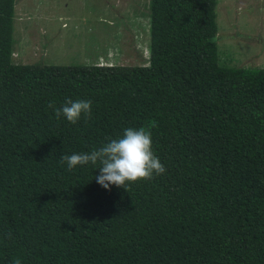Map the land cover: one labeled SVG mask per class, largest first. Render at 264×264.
Instances as JSON below:
<instances>
[{"label":"trees","instance_id":"1","mask_svg":"<svg viewBox=\"0 0 264 264\" xmlns=\"http://www.w3.org/2000/svg\"><path fill=\"white\" fill-rule=\"evenodd\" d=\"M14 3L0 0V264H264V67L221 63L218 0H149L143 65L14 63ZM68 98L91 118L57 119ZM129 127L150 128L164 173L106 190L97 165L60 163Z\"/></svg>","mask_w":264,"mask_h":264},{"label":"rangeland","instance_id":"2","mask_svg":"<svg viewBox=\"0 0 264 264\" xmlns=\"http://www.w3.org/2000/svg\"><path fill=\"white\" fill-rule=\"evenodd\" d=\"M149 0H15L14 63L143 65ZM225 66L264 67V0H218Z\"/></svg>","mask_w":264,"mask_h":264},{"label":"clouds","instance_id":"3","mask_svg":"<svg viewBox=\"0 0 264 264\" xmlns=\"http://www.w3.org/2000/svg\"><path fill=\"white\" fill-rule=\"evenodd\" d=\"M57 119L62 116L71 124L75 125L84 114L85 118H91L92 101L76 100L68 98L61 107L49 104ZM150 127H155L151 124ZM152 133L149 127L134 129L126 128L123 136L119 139H111L98 149L90 153H74L63 155L60 163L66 162L68 170L80 165H97L99 174L95 177L96 182L106 190L110 186L124 188L129 182L152 179L153 174L160 175L165 172L164 165L152 150ZM10 237V233L8 234ZM13 264H21L16 258Z\"/></svg>","mask_w":264,"mask_h":264}]
</instances>
